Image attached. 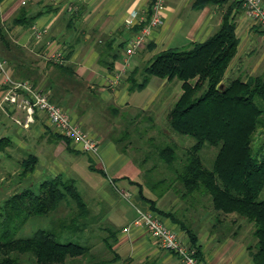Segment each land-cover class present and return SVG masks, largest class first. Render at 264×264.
Segmentation results:
<instances>
[{"label": "trees", "instance_id": "obj_1", "mask_svg": "<svg viewBox=\"0 0 264 264\" xmlns=\"http://www.w3.org/2000/svg\"><path fill=\"white\" fill-rule=\"evenodd\" d=\"M227 1L193 0V6L223 5ZM235 5L241 4L230 0L218 27L205 39L168 46L128 71L125 80L129 91L145 88L153 76L166 82L173 79L179 82L180 92L165 110L164 125L155 123L153 114L146 113V108H135V112L129 113L128 108L109 104L107 119L118 116L122 122L119 128L113 124L107 130V137L137 168L139 181H130L148 202V209L159 217L169 216L178 222L200 257L197 233L190 225L195 215L209 217L210 230L227 235L231 230L233 236L242 227L240 219H244L251 224L247 251L253 264H264V199L258 197L264 187V155L257 157L253 145L257 130L264 127V69L254 75L241 73L225 79L237 52L236 22L231 15ZM35 15L28 14L23 5L11 18V23L28 27ZM123 44V40L116 48L110 41L101 44L97 61L112 71ZM71 51L68 46L64 58H68ZM0 53L19 76H25L20 79H27L36 86L37 79L26 77L27 71L16 66L15 61L23 56V47L8 38L1 14ZM47 65L60 73L74 72L70 64L47 61ZM48 97L59 102L54 93ZM152 129L155 132L150 134ZM169 134L187 135L194 141L178 145ZM57 136L70 141L62 134ZM11 143L9 136L1 135L0 153ZM204 145L215 148L210 166L200 155ZM36 162L34 154H26L21 160L20 174L33 171ZM89 167L96 169L92 163ZM35 188L30 184L0 204V264H64L91 256L90 245L81 242L76 234L101 216L93 213L75 180L62 178L60 174L49 175ZM143 188L154 198L146 197ZM169 192L180 204L164 210L156 205V199ZM61 201L71 207L70 212L51 219L49 228L39 227L29 236L16 237L10 233L12 221L22 224L30 216L48 215ZM63 233L71 237L61 241ZM102 239L106 247L111 248L108 237ZM88 262L106 263L93 259Z\"/></svg>", "mask_w": 264, "mask_h": 264}, {"label": "crops", "instance_id": "obj_2", "mask_svg": "<svg viewBox=\"0 0 264 264\" xmlns=\"http://www.w3.org/2000/svg\"><path fill=\"white\" fill-rule=\"evenodd\" d=\"M229 2L230 0L223 5L193 6V0H165L162 24L151 31L147 40L130 56L126 65L125 43L136 29L135 26L139 25L126 28L124 19L131 11H136L147 19L152 0L0 2L1 20L8 38L23 47V56L15 61L16 66L27 71L26 77L36 78V86L44 89L43 92L48 96L54 93L59 100L56 103L68 109L71 118L80 125L84 124L86 131L98 142L97 155L81 150L71 140L66 141V138L58 137L57 134L61 133L50 124L43 112L37 111L29 125L30 128H34V141L31 142L42 138L43 145L41 148L26 145L29 148L27 154H34L37 157L32 174L38 175L37 167H44L49 173L65 172L74 180L80 178L85 192L81 193L83 198L90 199L93 213L99 214L100 219L106 223L104 227L114 232L111 240H108L111 248L106 247L103 239L102 246L95 244L91 246L93 261L106 262L103 264H181L175 252L162 248L143 227L131 224L138 208L148 209L149 204L139 195L137 185L130 181H139L137 168L107 137L108 126L103 123V117L98 112L107 109L109 104L128 109L146 108L155 97L154 89L156 91L161 89L166 83L165 79H155L154 86L148 91L146 89L150 83L141 90L129 91L127 83L112 85L110 80L118 73L123 77L126 71L161 49L205 39L218 27L222 12ZM23 5L26 6L28 14H36L32 25L46 26L45 34L39 40L34 38L31 25L23 27L11 23V18ZM231 15L236 22L238 44L237 52L226 72L238 75L246 68L249 69L248 74H251L264 59V25L254 24L242 5L232 6ZM122 40L124 44L119 48V57L114 60L113 70L110 71L97 61L101 44L110 41L113 48H116ZM46 41L54 43L52 48L61 49L63 61L58 63L70 64L73 73H60L52 65H47V61H57L46 58ZM68 46H71L72 51L68 58H64ZM253 56H256L255 59H251ZM7 66L13 77L24 76H19L9 64ZM3 88L0 77V100ZM81 102L83 106L79 105ZM18 111L20 110L13 111L7 104H4L3 108L0 103V128L9 132V128L14 127L10 130L11 134L6 135L10 137L12 143L25 147L21 137L29 130L27 129L29 126L22 127L13 120V116L19 115ZM50 152H53V157L49 155ZM43 155H47L46 158ZM23 158L20 159V165ZM91 163L96 169L89 167ZM109 184L118 186L117 191L109 190ZM121 191H128L129 197L125 198ZM143 194L154 198L147 188H143ZM117 195L122 198H118ZM165 203L164 196L156 199V205L167 210L171 205ZM160 218L182 239L188 241L186 232L178 222L169 216ZM194 218L190 225L197 233L196 243L200 247L201 259L205 264H253L246 248L247 243L243 239L210 230L207 226L210 222L209 217L205 215L201 217L195 215Z\"/></svg>", "mask_w": 264, "mask_h": 264}, {"label": "built area", "instance_id": "obj_3", "mask_svg": "<svg viewBox=\"0 0 264 264\" xmlns=\"http://www.w3.org/2000/svg\"><path fill=\"white\" fill-rule=\"evenodd\" d=\"M27 0H21L25 3ZM242 5L245 13L251 18L254 24L264 25V3L262 0H233ZM165 0H152L150 5V15L145 19L136 11H131L124 19L126 28H132L138 24V28L133 30L127 38L124 48V65L128 63L129 57L142 45L149 37L151 31L162 24ZM145 20V21H144ZM46 26L31 25V31L36 40L42 38L46 32ZM45 56L57 62L63 61L61 49L55 48L54 43L46 41ZM0 77L4 85L3 94L0 100L4 108L7 104L13 110H20L23 115L13 116V120L22 127H28L34 120L37 111L43 112L50 124H52L61 134L77 144L81 150L93 155L98 154L99 145L82 126L74 121L69 113L60 105L51 101L48 95L34 86L27 79L13 77L8 69L6 60L0 53ZM120 73L116 74L110 84H117ZM125 198L129 197L128 191H121ZM131 224L143 227L151 237L162 247L176 253L181 264H205L196 252V249L188 241L182 239L178 233L169 228L161 218L149 209L137 210V215L132 219ZM127 228V227H125Z\"/></svg>", "mask_w": 264, "mask_h": 264}, {"label": "rangeland", "instance_id": "obj_4", "mask_svg": "<svg viewBox=\"0 0 264 264\" xmlns=\"http://www.w3.org/2000/svg\"><path fill=\"white\" fill-rule=\"evenodd\" d=\"M255 57L256 56H253L251 59H255ZM142 63H143V61L139 62L138 65L141 66ZM247 65H249V62L247 63ZM262 69H264V59H262L261 63L258 65L257 69L255 71H253L251 74L254 75L256 73H259L262 71ZM128 71H126L124 73L123 77H120L118 83L115 85H119L120 83H127L128 84V82L125 80ZM248 72H249V69H246V68H243V71H241V73H246V74H248ZM241 73H239V74H241ZM232 76H234L233 72H232ZM229 77H231V73H227V76L225 77V79L229 78ZM137 78L140 79V76L138 75ZM151 78H152V81L149 82L150 84L147 87L146 91L150 90L154 86V81L160 80V78L154 77V76ZM154 91H155L154 92L155 97L148 104L145 112L153 114L155 123H157L158 125H164V123H165V119H164L165 110H167L171 101L178 96V93L180 92L179 83L176 79H173L171 81L164 83L161 89H158L157 91H156V89H154ZM79 105L83 106V103L81 102ZM124 108H127V107H124ZM63 109H65L69 113L68 109H66L65 107H63ZM133 112H135V108H133V109L130 108L129 113H133ZM98 113L100 115H102V117H103L102 121L104 124H106L108 126V131L111 129L113 124L116 125V127H118V128L120 127L122 120L118 116L114 117V118L112 117L111 119H107L108 116L110 117V114L107 111V109L101 110ZM17 114L22 115V112L18 111ZM81 126L84 130L87 129L84 126V124H82V123H81ZM13 128L14 127L9 128V132L4 131L2 128H0V136L6 135V134L7 135L11 134L10 130H12ZM27 129H29V130H27L25 132V134H23L21 137V139L25 142L24 143L25 147H20V146H17L15 143H11L10 145L6 146V149L4 152L0 153V204L4 201V199L6 197L11 195L12 193L18 192L21 189H23L27 186H30V184H31V186H34V188H35V187H37L38 182L40 180H42L43 178H46L51 174L56 175L55 172H53V173L47 172L44 169V167H37V169L39 170L38 175H35V173L32 174V172H27L23 175L20 174V171H21L20 159L26 156L28 149H29L27 146L34 145L37 148H41V146L43 145L42 138H39V140L32 143L31 140L34 141V139H33L34 128H30V126H29ZM154 132H155V129H152L150 134L154 133ZM169 135L174 140H177L178 145L179 144L187 145L190 142L194 141L192 137L187 136V135H185V136L178 135V134H176V135L169 134ZM182 137H184V138H182ZM253 145H254V150L256 151L257 157L260 158L262 155H264V127L259 128L257 130V133L255 134V138L253 141ZM52 153L53 152H50L49 155H51L53 157ZM214 154H215V148L212 146H209V145H204L203 148L200 150V155H201L204 163L207 166L211 165ZM43 156L46 158L47 155L46 156L43 155ZM51 156H48V157H51ZM59 156L60 155H58V157ZM57 174H60L62 178L69 177L68 173H65V172H64V174H61V173H57ZM75 182H76V185H77L78 189L80 190V192L85 193L81 179L77 177V178H75ZM109 187H110L109 190L117 191L116 188L118 186H114V185L112 186L111 184H109ZM119 196L117 195L118 198H122ZM164 197L166 200L165 205L178 206L180 204V202L177 200V198L175 196H173L172 193H170V192L166 193V195H164ZM258 197L260 199H264V187H262ZM86 200L90 206H93L90 202V199L87 198ZM70 204H72V202H70ZM70 208L71 207L69 205H67L65 203V201H61L59 203L57 209L52 211L48 215L30 216L22 224H19L18 220L15 221V224H14V221H12L11 226H10V229H11L10 233L16 237L29 236L39 227L49 228L51 226V219L66 216L68 214V212H70ZM240 221H241L242 227L238 229V233L236 234L235 237L241 238V239H243L244 242H247V240L250 236V232H251V224L246 222L244 219H240ZM105 224L106 223H104L101 219L98 220L96 218L92 223H90L86 227H84L82 232H77L76 235L79 237L78 239L81 242L88 243L90 245V251H91V246L94 244L96 246H98V245L102 246V244H103L102 238L107 236L108 240H111V233H110L111 231L106 229V227H104ZM208 224H207V226H209ZM76 235H75V237H76ZM228 235L233 236L231 230L229 231ZM69 237H71V236H69V234L63 233L60 237V240L66 241V240H68ZM91 259H92L91 256L86 255L83 257L75 258V260H72V261L68 260L64 264H88L89 263L88 261Z\"/></svg>", "mask_w": 264, "mask_h": 264}]
</instances>
